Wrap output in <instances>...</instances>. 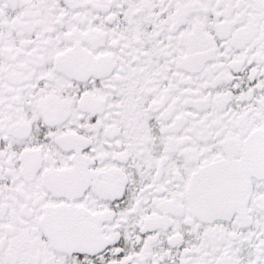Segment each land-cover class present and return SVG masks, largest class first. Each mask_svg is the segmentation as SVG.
<instances>
[{
	"label": "snow or ice",
	"instance_id": "1",
	"mask_svg": "<svg viewBox=\"0 0 264 264\" xmlns=\"http://www.w3.org/2000/svg\"><path fill=\"white\" fill-rule=\"evenodd\" d=\"M0 264H264V0H0Z\"/></svg>",
	"mask_w": 264,
	"mask_h": 264
}]
</instances>
